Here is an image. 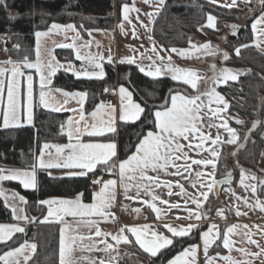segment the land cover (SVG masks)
<instances>
[{
    "label": "snow or ice",
    "instance_id": "1",
    "mask_svg": "<svg viewBox=\"0 0 264 264\" xmlns=\"http://www.w3.org/2000/svg\"><path fill=\"white\" fill-rule=\"evenodd\" d=\"M4 0H0L2 4ZM145 3H150V0H144ZM210 3L216 4L217 0H209ZM237 3V0H232L231 5H225L226 7H233ZM261 5H264V0H260ZM157 9L163 7L165 0H157ZM6 6V5H5ZM123 19L129 20V12L139 9L130 7L128 4L122 6ZM149 19L155 15V13H146ZM139 19V17H137ZM142 26L147 28L148 25ZM258 25L264 26V13H262L252 24V30L257 34V40L255 44L260 47L264 44V27L258 28ZM207 27L215 28V17L209 15L207 17ZM234 30L236 25H231ZM123 29V24H121ZM200 30H203V26ZM61 31H75V26L72 24L59 25L52 24L48 31L35 32L36 38V60L33 62L25 56L22 60H6L0 63V117H2L3 125L5 128L9 126H20L21 116L25 115L28 124L33 120V108H34V88H33V75L25 73V69H35L39 73V104L44 108H51L52 111L59 112L61 107L54 106L55 97L53 91L60 93L65 97L64 103H67L68 98H78V103L82 106L86 98L87 93L75 92L68 93L61 89L53 90L50 85L52 83V77L55 76L57 70L62 68L63 65L56 61L55 57L51 54V50L44 48L42 40L48 38L53 33H59ZM135 35V32L133 33ZM79 38V33L76 34L74 39ZM55 43V41H53ZM191 44V41L189 42ZM58 47L62 48H75L74 43L59 44ZM19 48V45L16 46ZM241 47H248V45H242ZM191 48L199 51L205 50L206 54L215 55L217 49H214L210 43H204L203 45L192 44ZM43 49V52H42ZM153 53H156V59L161 60V64L157 65L156 60L149 56L147 59L151 61L146 71L145 67L140 66L139 70L144 72L150 77H159L161 75L171 74L172 79L178 82H183L190 85L193 89H197L199 77L192 69H183L178 66H174L171 63V58L168 57V63H163L164 57H160L155 43L151 49ZM173 52H179L182 56H188L190 53L188 50L171 49ZM236 54L239 55L240 49H235ZM48 58L45 59L44 56ZM77 59H86L93 67V71H87L80 69L74 71V75L80 77L84 75L92 78H103L105 73L103 65L98 61L103 60V56L91 55L82 57L77 50ZM225 60L228 59V53H223ZM127 63L135 64L136 60L133 57L125 58ZM111 62L112 57H108ZM124 62L123 60L121 61ZM10 66V67H9ZM72 65L69 64L66 71H71ZM214 75L212 81L214 84L227 83L228 81H236L238 79V73L242 70L221 68L216 70L215 65H212ZM26 79V88H22L21 78ZM108 91V89H105ZM6 93V103H5ZM120 95V107L117 115V109L112 105H105L103 102L96 105V108L91 112L90 116L92 122L89 123L85 119L83 107L78 110L79 120L69 118L66 124V135L68 143L60 145H51L45 143L40 150L39 155L36 157L34 163L30 166V169H0V181H18L24 189H37V170H46L52 168H59L66 170V175L69 177H83L87 176L89 172H93L98 166H102L106 171L112 172L118 168L119 181L122 186L125 197L127 199L137 200L141 196V190L146 195L151 197V200L142 201L147 207H149L157 218H160L162 209L157 207L155 201L159 199L153 192L154 187H167L173 186L172 182L161 183L159 176H151L148 173L164 171L167 174L169 167H172L174 171L172 175L183 176L184 173L189 172L192 165L201 166V168L211 167V172L196 171L195 179L191 181L193 188H199L198 195L185 199L184 203L187 205L189 200L196 206V211L191 208H186L188 218H195L200 221L207 218L209 213L202 211V205L209 198V193H212L217 185L230 184L232 181V174L228 172L223 180H216L215 175L217 171V161L220 156V152L217 151L214 145L226 142L230 144H236L238 134L236 129L229 127L228 122L223 120L221 113L225 112L229 104L225 98L215 90V87L208 91L196 96H187L181 94L179 91L174 93L170 90V96L165 100V103L151 115L153 119L151 121L152 128L146 132H141L138 136V142L134 145V151L127 155L125 159L119 160L117 163V145L114 141L109 142H84L81 137L87 136L89 138H102L106 134H114L116 129L117 119L121 122H136L142 117L145 112V108L139 103L133 100V94L124 86L119 88ZM207 97V103L201 99V97ZM215 103L216 108H211V104ZM222 105L223 107H219ZM207 110L213 117H219L222 122L217 126L215 124H209L208 127H216L217 135L213 138L209 133L202 131L203 119L202 111ZM107 117V118H105ZM237 123H243V121L237 120ZM259 121L253 122V128L259 124ZM223 128L230 139L222 141L219 135V129ZM62 132L65 131V125H61ZM251 131V129L249 130ZM248 137L245 136V139ZM183 139L188 141L187 145L180 143ZM196 141V143H193ZM210 142V143H209ZM242 146V145H238ZM187 147L193 151H197V155L207 151L210 153L209 158L192 159L184 148ZM55 149V155L51 152H45L47 149ZM48 159H45V156ZM234 155V153H233ZM264 155V153H262ZM177 161H183V163H177ZM187 178V177H185ZM258 178L247 172L245 169H240V186L245 190L252 193L255 198V203H250L247 197L236 196L235 191L231 188L227 189L235 197L237 201H243V204L249 208H259L264 211V201L259 199L258 187L256 183H250L246 181H257ZM93 183L100 184V180L93 181ZM176 186L180 187L181 193L188 196L183 185L179 182H175ZM259 184L264 189V180L259 181ZM117 181L109 179L102 183V186L93 194V202L85 204L82 202V194H78L73 199L64 198H49L38 201V204L47 206V215L41 222H51L49 218H53L56 222L64 225L60 229V241H59V264H80L81 261L87 260L88 257L82 256L79 258L74 257V252L79 250L84 251H104L110 252L115 250L114 245L108 243L107 237L111 236V240L115 241L116 245L121 243L131 244L132 240L125 233H130L134 236V243L150 256L155 257L162 250H167L170 247H175V239L188 236L193 229L199 227L198 224L189 223L186 226L176 227L170 224H163V228L167 230L171 235H166L162 231H157L150 225H136V226H123L119 229L118 234L103 232L98 226V220H107L110 216L114 218V214L109 212L115 201V188ZM130 189H134L136 195L134 197L128 196ZM172 193L169 192V195ZM0 196H4L5 201L9 199L7 194L0 189ZM11 199H19L22 203H27L25 197L20 196L18 193L13 192ZM163 204H168V201H162ZM172 208H178L179 204L171 205ZM236 215H247V213H241L239 206L236 205ZM13 216L18 221L34 222L36 217L29 218L23 214L22 209L11 207ZM133 211L139 213L141 209L137 208ZM224 209H217V214L223 216ZM66 217H71L74 221L68 223ZM96 218V219H94ZM82 229H87L89 235L85 236L81 234ZM92 229H95L94 233ZM264 231V230H262ZM24 232V228L19 224H0V242H6L12 238L15 233ZM233 235L241 236V242L255 244L260 248L259 243L252 239L253 233L249 229L248 225L232 224L226 226V229L221 232L216 224H212L208 229L201 233L203 252L205 257V264H216V259L219 257L209 256V248L215 244L218 240H222L223 248L229 252L236 250L244 257L252 256L259 257L264 254V248H260V252L252 253L244 247L235 249L236 241L231 237ZM104 237V239L97 241L96 238ZM97 243H103L105 247L103 249L97 248ZM37 248L36 244H23L20 247L12 248L8 251L0 254V264H28L30 260L29 251L34 253ZM199 245H192L188 248H184L173 259L168 261V264H197V252ZM226 264H251L250 260H236L231 255L220 257ZM115 260V257H112ZM95 264V262H92ZM99 264H105L103 260H100Z\"/></svg>",
    "mask_w": 264,
    "mask_h": 264
},
{
    "label": "trees",
    "instance_id": "2",
    "mask_svg": "<svg viewBox=\"0 0 264 264\" xmlns=\"http://www.w3.org/2000/svg\"><path fill=\"white\" fill-rule=\"evenodd\" d=\"M130 2L131 0H4L0 4V35H7L9 38L8 52L12 60H22L25 56L34 60L35 32L47 29L54 22L73 23L84 36L88 35L90 29L113 31L120 19L122 5ZM241 7L248 9V5L241 2L235 7H225L208 0H166L153 27L154 37L167 49L184 47L194 38L209 39L219 45L220 61L246 69L245 74L237 81L228 82L221 88L229 104V114L243 117V123L230 119L232 126L240 133L238 145L242 146H223L216 179L223 178L230 170L233 171L234 180L239 176L241 168L257 171L264 153V51L252 44V19L241 24L237 22V13L241 11ZM209 14L217 18L215 29L205 25ZM231 25H236V29ZM202 26L203 30H200ZM242 45L248 47H241ZM237 48L240 49L239 55L235 51ZM225 52L228 53L227 60L223 57ZM57 56L60 60L72 61L76 65L82 63L76 59L72 50H57ZM103 68V78H78L73 73L60 69L54 76L52 86L87 93L84 107L86 112L93 110L104 96H113L120 85L132 91L134 99L145 108L141 119L136 122H119L114 134L97 138L117 140V163L135 150L134 145L141 132L152 128L151 113L165 103L170 90L189 95L199 93L187 84L173 80L169 75L149 77L136 64L117 62L115 59L109 62L104 59ZM67 115L68 113L50 111L37 104L32 125L0 128V169H30L45 143L66 141L67 135L62 132L61 125H64ZM254 121L260 123L248 134ZM245 136L248 138L245 139ZM115 172L116 169L108 172L98 166L87 176L56 177L47 170H38V186L35 190L24 189L17 182H7L8 186L26 198L27 216L36 217V220L28 221L24 232L16 233L10 240L0 243V254L31 240L36 242L37 249L29 264H59L60 224L41 222L47 214V206L38 204V201L49 197H76L82 194L84 201L91 202L93 180ZM258 178L259 181L264 180V174L258 172ZM258 192L264 198V189L260 184ZM221 205L226 208L229 219H233L232 209L224 202ZM14 220L12 210L0 196V223ZM226 226L227 223L221 224V232ZM198 238V229L186 237L176 238L175 247L162 250L155 257L148 256L149 264H166L177 252L196 243ZM223 250L222 240H218L210 253Z\"/></svg>",
    "mask_w": 264,
    "mask_h": 264
},
{
    "label": "crops",
    "instance_id": "3",
    "mask_svg": "<svg viewBox=\"0 0 264 264\" xmlns=\"http://www.w3.org/2000/svg\"><path fill=\"white\" fill-rule=\"evenodd\" d=\"M239 2H243L244 4L248 5L247 17H248V19L249 18L252 19L251 20V30H252V24L254 23V21L262 13H264V5H261L260 0H237L236 5ZM125 4H128L130 7L134 6L135 8L139 9V12H136V11L129 12V14H128L129 20H124L123 19V10L121 7L120 19L117 21L113 31H109L106 29H90V30H88V35L84 36L80 32V30L76 27V25H74L73 23L63 24V23L54 22L55 24H59V25L72 24L75 26V31H67V32L61 31L59 33H53L48 38H45L42 40L43 47L50 49L51 54L55 57L56 61H58L59 64L63 65V67L59 68L58 70H60V69L66 70L68 68V65L71 64L72 70L68 71L71 73H74V71L80 70V69H85L87 71H93L94 70L93 67L90 65V63L86 59H77L76 53L78 50L82 57H87L89 54H91V55L99 54V55L103 56L104 59H108V57L111 56L112 59H115L117 62H121L122 60L124 62H127L125 58L133 57L136 60L135 64L138 67H140V66L145 67V69L147 71L148 66L151 63V61L149 59H147V57H149V56L153 57V59L156 60L157 65H160L162 63L161 60L156 59V53H153L151 51V49L153 47V42H154L155 47L157 49V52L159 53V56L165 58L163 63H165V64L168 63L167 58L170 57L171 63L174 66H178V67L183 68V69H192L195 71V74L200 78L198 81L197 89H194V90L199 91V93L189 95V94H186L184 92H180L181 94H184L187 96H196V95L204 93V92L208 91L209 89L215 87V90L225 98V95L221 91V88L225 84H227L228 82H231V81H228L227 83L214 84L212 81V77L214 75V72L212 70V65H215L217 71L219 69L225 68V67L230 68V69L242 70L241 72L238 73V79L243 74H245V72H246L245 68L240 67V66L226 65L223 63V61H220L221 49H220L219 45L214 44L209 39L194 38L191 41V44L188 43V45H186L184 47H172L170 49H167L153 35V27H154L155 20L157 18L158 13L162 9V7H160L159 11H156L157 6H158L157 0H150V3H145L144 0H131L130 3H125ZM216 4H219L221 6L231 5L232 0H217ZM235 6H233V7H235ZM146 13H155V15L150 20L149 16H147ZM209 15L215 17V28H216V26H217L216 16H214L213 14H209ZM137 17H139V19H137ZM141 22H143L144 25H148V27L147 28L143 27ZM54 23H52V24H54ZM121 24H123V29L121 28ZM206 24H207V20H206ZM51 25L47 29L39 30V31H48V29L51 28ZM260 27H264V26L258 25V28H260ZM208 28H210V27H208ZM215 28H211V29H215ZM134 32H135V35L133 34ZM77 33H79V38L74 39V37H76ZM252 36H253L252 44L254 46H256L255 41L257 40V34L254 33L253 30H252ZM8 40H9V38L7 35H3V36L0 35V63L9 59L8 57H6L7 51H8ZM53 41H55V43H53ZM69 43H74L76 45V47L75 48H66V47L62 48V47L57 46L59 44H69ZM204 43H210L214 49H217L216 54L215 55H209V54H206L205 50H203V49H200L199 51H197V50H194L191 48L192 44L199 46V45H203ZM257 48L264 51V44H261V46L257 47ZM171 49L188 50L190 54L188 56H182L179 54V52H173V51H171ZM57 50H72L74 52L76 59L81 61L82 63L80 65H76L72 61H64V60L58 59ZM42 52H43V49H42ZM44 58L47 59L48 57L45 55ZM35 60H36V56H35V59L31 60V61L34 62ZM103 60H100L98 62L103 65ZM103 70H104V68H103ZM25 73H26V75L27 74L33 75V88H34L33 120H32L31 124H28L26 121L25 115H22L20 126L32 125L34 123L35 107L37 104H39V90H40L39 73H37L35 71V69H32V70L25 69ZM166 75H169L172 77L171 74H166ZM161 76H159V77H161ZM78 78H89V77L81 75ZM92 78H96V77H92ZM152 78H158V77H152ZM23 79H24V81L22 82V88H26V79L25 78H23ZM53 80H54V76L52 77V83H53ZM52 83H51L50 87L53 90L60 89V88L53 87ZM121 86H124V85L118 86V88L114 92V95L112 96V99L109 102H106L104 100L101 101L105 105L115 106L117 109V115H118L119 107H120L119 88ZM188 86L191 87L190 85H188ZM124 87L127 88L130 92H132L128 87H126V86H124ZM61 90H63L64 92H68V93L84 92V91H78V90H76V91H68V90H64V89H61ZM53 96L55 97L54 106L61 107V109H62L59 112L60 113H68L67 118H66L65 123H64V125H65L64 133L65 134H66V124H67L68 119L71 117L75 120H79V112L73 111V110H78L81 107H83L85 119L89 123L92 122V118H91L90 114H91V112H93L95 110L96 107L89 112L85 111L84 107H85V104L87 101V95H86V98H85L82 106L78 103V98H68L67 103L65 104L64 103L65 97L62 96L60 93L53 91ZM201 99L204 101V103H207V97L202 96ZM133 100L136 103H139L138 101H136L134 99V96H133ZM225 100H226V98H225ZM0 107H2V106H0ZM216 107H217V105L213 102L211 104V108L214 109ZM219 107H223V106L220 105ZM45 109L52 111L51 108H45ZM201 114L204 117V119H203L204 127L202 128V131L205 133L210 132L211 136L214 138L217 135V128L216 127L209 128L208 125L209 124H215L218 126L222 122V120L219 117H213L211 115V113L208 112L207 110L202 111ZM221 117L223 118V120L228 122L229 127L234 128V129H236V128L234 126H232V124L230 123V119L235 121V122H237V120H240V121L243 120V117H241L238 114L230 115L229 114V107L225 112L221 113ZM105 118H107V117H105ZM119 122H121V121H119L117 119L116 129L118 128ZM20 126H14L13 125V126H9L7 128H14V127H20ZM0 128H5L3 125L2 117H0ZM236 131L238 134V139H237L236 144H230V143L223 142V143H220L218 145L213 146V147H216L217 151L220 152V156H219V159L217 161V170H218V163H219L220 158H221L222 153H223V146L226 145V146L235 147L236 145H238V143L241 140L240 133L238 132L237 129H236ZM219 135H220L222 141H227L228 139H230L227 132L223 128L219 129ZM81 139L84 142H109V141H111L110 139L99 140L97 138H89L87 136H82ZM113 141L117 145V152H118L117 140L114 139ZM66 143H68V139L66 141H60V142H54V143H48V144L63 145ZM180 143L183 145H187L188 141L181 139ZM193 143H196V141H193ZM44 151L46 153L51 152L53 156L55 155V149L54 148L47 149ZM184 151L187 152V154L192 159H201V158L206 159V158H209V155H210V153H208L207 151L202 152L200 155H197V151H193L192 149H189L187 147L184 148ZM45 159L46 160L48 159L47 155L45 156ZM177 163H183V161H177ZM260 167H261V169L264 168V160L263 159H262V162L260 164ZM10 169H16V168H3V170H5V174L7 173V170H10ZM25 170H27V169H25ZM46 170L52 176H56V177L67 176L65 174L66 170H64V169L52 168V169H46ZM201 170H203L206 173L212 171L211 167L202 169L201 166L192 165L189 172L184 173L183 176L172 175L171 173L174 171V169L172 167L168 168L167 174L164 171H160L159 173L150 171L148 173V175H151V176H157L158 175L162 184L164 182H172V184H173V186L170 189L167 187H154L153 188V192L155 193L156 196L159 197V199L157 201H155V203L157 204V207H160L162 209L160 218H157L156 213H154L149 207H147L145 204L142 203V201H144V200H149V201L151 200V197L149 195H146L143 192V190H141V196L137 200L127 199L125 197L124 190H123L122 186L120 185V181H119L118 168L116 169V172L113 175H102V176L96 177L93 181L100 180L101 183L100 184L93 183L95 186V189L93 190V194L99 190V188L102 186V183L104 181H107L109 179H113V180L117 181V185L115 188V201L113 202L112 207L109 209V212L114 214V218H112V216H110L107 220H98V226L100 227V229L103 232L118 234L119 229L125 225L136 226V225L147 224V225H150L155 230L162 231L166 235L170 236L171 234L168 233L167 230L163 228V224H165V223L176 226V227L186 226L189 223L198 224L199 225V227L197 228L199 230L198 241L194 244H191V245H188L185 247V248H188L192 245H199L200 246V248L197 252V264H205V257H204V252H203L201 233L206 231L208 229V227L212 224H216L220 230H221V224L222 223H227V226H230L232 224L248 225L249 229L253 233L252 239L256 240L259 243L260 248H264V231H262V230H264V211H261L259 208H249V207L245 206L243 204V201H237L235 199V197L232 195V193L230 191H227V189L231 188L235 191L236 196L247 197L249 199L250 203H255V198L253 197L250 190L245 191L240 186V183H239L240 174L235 180H233V182L231 184L226 185L222 188L220 195L217 198H216V196L214 197V191L212 193H209V198L206 202L203 203L202 209H201L202 211L209 213L207 218L202 219L200 221L195 220L194 217L191 219L188 218V213L186 211V208H191L194 211H196V206L194 204H192L190 200H189V203L187 205H185L184 201H185V199L192 196L193 194L198 195L199 188L198 187L193 188L191 186V181L195 179V172L201 171ZM245 170L249 173L254 174L258 178V172L257 171H251L248 169H245ZM185 177H187V178H185ZM216 178H217V171H216V175H215V179ZM177 181L179 182V184L183 185L188 196H185L184 194L181 193L180 187L176 186L175 182H177ZM7 182L19 183L18 181H0V189H3V191L9 197V199L7 201H5L4 196H1L4 203L10 209H11V207H16L18 209H22L23 214L27 215L26 209H25V203L20 202L19 199H15V200L11 199V194L13 192L18 193L20 196H23V195L21 193H19L16 189L8 186ZM246 182L256 183L257 187L259 186V178L257 181H246ZM169 192H171L172 194L169 195ZM127 195L130 197H134L136 195V192L134 189H130ZM257 195L259 196L260 200L264 201V198L259 195V192L257 193ZM49 198L73 199L75 197H49ZM49 198H47V199H49ZM81 199H82V202L85 204H89V203L93 202V199L91 202L84 201L83 196L81 197ZM162 201H168L169 203L163 204ZM222 202H224L226 205H228L232 209V211L234 212V218L233 219H229L226 208L221 205ZM173 204H179V207L178 208H172L171 205H173ZM236 205L239 206V211L241 213L246 212L247 215H239V216L236 215V207H235ZM137 208L141 209V211L139 213L133 211L134 209H137ZM220 208L224 209L223 216L217 214V209H220ZM152 216H154V218ZM65 219L68 223H72L74 225V221L72 220L71 217H66ZM94 219H96V218H94ZM49 220L51 222H56L53 218H49ZM27 222L28 221H18L15 219L13 222H3L0 224H19L21 227H23L25 229ZM57 223H59V222H57ZM62 227H64V225L60 224V229ZM197 229H193L191 233H193V231H195ZM94 231H95V229H92L93 233H94ZM81 234L87 236V235H89V232L87 229H82ZM125 234H127L129 236V239L132 240L133 243H131V244L121 243L119 245H116L115 241L111 240V236H108L107 241H108V243H111L114 245L115 250L110 251V252H104V251H99V250H94L91 252H88V251L81 252V251L77 250L74 252L73 255L78 260L82 256L88 257L87 260L81 261L80 264H92V262H95V264H99L100 260H103L105 262V264H149L148 256H150V254L145 253L139 247L138 244L134 243V239H135L134 236H132L130 233H125ZM231 238L234 241H236L235 249H238L240 247H244L252 253L260 252V248H258L255 244H249L246 242L242 243L241 242V236H239V235H233ZM96 239H97V241H99V240L104 239V237H100V238H96ZM0 243H3V242H0ZM25 243H27L29 245L30 244H36L35 241L27 240V241L22 242L20 245L14 247V248L20 247L21 245H23ZM212 246L209 248V253H208L209 256L217 257V253L220 254L219 257H217V259H216V264H226V262L220 258V257L226 256V255H231L236 260H250L251 264H264V254L260 255L259 257H252V256L244 257V256H242V254L240 252H238L236 250L229 252L227 249H224L223 251H216V252L210 253ZM222 246H223V244H222ZM104 247H105V245L103 243H97L98 249H103ZM8 250H10V249H8ZM8 250H6V251H8ZM182 250H180L179 252H181ZM35 252H36V250H35ZM35 252L31 253L29 251L28 254L32 258L33 255L35 254ZM179 252H177L175 255H173L169 260L173 259L177 254H179ZM112 257H115L114 261L112 260ZM31 258H30V260H31ZM29 261H28V264H29ZM168 261L166 264H168Z\"/></svg>",
    "mask_w": 264,
    "mask_h": 264
},
{
    "label": "rangeland",
    "instance_id": "4",
    "mask_svg": "<svg viewBox=\"0 0 264 264\" xmlns=\"http://www.w3.org/2000/svg\"><path fill=\"white\" fill-rule=\"evenodd\" d=\"M240 3V2H239ZM238 3V4H239ZM241 3H243V2H241ZM238 4L236 5V6H238ZM244 4V3H243ZM246 5V4H245ZM241 11H239L238 13H237V18H238V20H237V22L238 23H244V22H246L247 21V19H248V17H247V10H245V7H241V9H240ZM1 36H3V35H1ZM6 57H8L9 59H11L10 58V55H9V52L7 51V56ZM8 59V60H9ZM21 80H22V82L24 81V79H23V77L21 78ZM103 100V99H102ZM5 102H6V94H5ZM111 141H113V140H111ZM118 143V142H117ZM262 159L264 160V155H262L261 156V162H262ZM263 168V167H262ZM257 172H261V173H263L264 174V168L263 169H261V167L259 166L257 169Z\"/></svg>",
    "mask_w": 264,
    "mask_h": 264
},
{
    "label": "water",
    "instance_id": "5",
    "mask_svg": "<svg viewBox=\"0 0 264 264\" xmlns=\"http://www.w3.org/2000/svg\"><path fill=\"white\" fill-rule=\"evenodd\" d=\"M250 129H251V131H252V129H254V128H253V125H252V127H251ZM250 129H249V130H250ZM249 130H248V134L251 132V131H249ZM228 172H231V174H232V181H231V183H232L233 180H234L233 171L230 170V171H228ZM228 172H227V173H228ZM224 177H225V176H224ZM224 177H223V178H220V179H217V180H218V181L223 180ZM231 183H230V184H231ZM226 185H229V184H221V185H217V186L215 187V189H214V194H215L216 197H218V196L220 195V192H221L222 188H223L224 186H226Z\"/></svg>",
    "mask_w": 264,
    "mask_h": 264
},
{
    "label": "built area",
    "instance_id": "6",
    "mask_svg": "<svg viewBox=\"0 0 264 264\" xmlns=\"http://www.w3.org/2000/svg\"><path fill=\"white\" fill-rule=\"evenodd\" d=\"M111 99H112V96L106 95V96L103 97V100L106 101V102H109ZM92 188H93V190L95 189L94 184H93V187Z\"/></svg>",
    "mask_w": 264,
    "mask_h": 264
}]
</instances>
